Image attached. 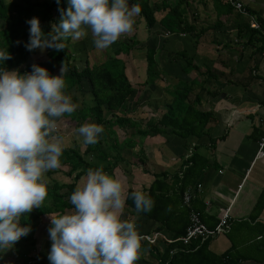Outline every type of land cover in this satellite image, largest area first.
<instances>
[{
  "label": "crops",
  "instance_id": "1",
  "mask_svg": "<svg viewBox=\"0 0 264 264\" xmlns=\"http://www.w3.org/2000/svg\"><path fill=\"white\" fill-rule=\"evenodd\" d=\"M238 1L247 16L224 0H186L178 8L185 31L170 33L161 19L177 0H150L149 6H159L153 28L139 15L133 31L125 33L131 48L119 59L135 87L128 110L140 125L141 139L137 132H127L135 145L122 149L121 163L115 167L103 161L99 166L120 178L126 193L142 189L164 196L166 206L157 214L172 218L170 231L125 205L123 218L134 221L142 236L136 264H158V254L167 246L179 248L174 234L186 225L188 212L182 195L196 185L201 189L191 208L206 230L215 232L220 219L230 217L226 233L206 240L208 252L236 264H264V156L257 157L258 143L264 140V35L250 26L255 21L264 31V0ZM164 115L174 126L150 132ZM115 149L105 152L115 158ZM59 172L51 170L48 178ZM52 214L40 216L30 242L22 238L7 252L10 261L0 252V264H50Z\"/></svg>",
  "mask_w": 264,
  "mask_h": 264
},
{
  "label": "clouds",
  "instance_id": "2",
  "mask_svg": "<svg viewBox=\"0 0 264 264\" xmlns=\"http://www.w3.org/2000/svg\"><path fill=\"white\" fill-rule=\"evenodd\" d=\"M67 4V9L59 8L61 18L48 33L38 17L26 21L28 50H63L69 36L82 38L89 29L95 46L108 49L122 34L133 31L142 12L133 0H67ZM10 58L7 48H0V62ZM31 68L21 73L0 64V252L30 233L31 226L23 225L21 217L41 207L50 183L46 173L61 167L66 147L58 118L79 106L66 92V65L58 75L36 63ZM104 130L102 124L85 122L76 132L84 143L95 144ZM129 195L137 213L152 210L149 193L142 189L126 193L123 181L105 172L103 165L89 168L84 182L70 195L74 209L50 215V264H136L142 236L134 221L123 218Z\"/></svg>",
  "mask_w": 264,
  "mask_h": 264
},
{
  "label": "trees",
  "instance_id": "3",
  "mask_svg": "<svg viewBox=\"0 0 264 264\" xmlns=\"http://www.w3.org/2000/svg\"><path fill=\"white\" fill-rule=\"evenodd\" d=\"M149 1L133 0V2L141 5L142 12L140 17L144 18L147 28L152 29L156 23L153 14L154 11L159 10V6L151 7L149 6ZM185 1L177 0V5L173 9L168 7V12L161 19L162 27L166 31L170 33L185 31L181 29V24H185V21L182 19L183 13L178 9ZM60 7L67 9V0H60L59 5L57 4V0H0V48H7L11 54L10 59L0 62V64L6 69H18L21 73H24L30 72L32 64L36 63L46 67L52 75L63 64L66 65L68 68L65 74L67 83L66 92L75 87L77 90L82 91L83 82L89 87V92L87 95L85 94V104L83 102L82 106L76 109L75 112L72 114L66 113L64 117L60 118L63 120L62 129L64 131L77 129L85 122L102 124L105 129L97 143L86 144L83 154L74 148H65L61 157V167L57 168L56 171L62 172L72 182L66 185H59L51 181L50 186H48L47 195L49 202L47 204L43 203L42 209L38 210L43 213H56L64 209L73 210L74 206L67 202L65 198L71 195L76 188L77 181L86 175L89 168L99 167L100 162L102 163L103 161L106 163L112 161L113 163H111L115 167L121 163L122 149L126 146L131 149L135 144L134 141L127 138H125L124 144L119 143V139L113 130L115 127L131 129L137 132L136 136H139V139H141L140 133L142 131L138 123L127 118V113L129 112L128 103L135 91V87L131 86L128 82L125 75V64L119 58L128 53L127 51L131 48L130 45L124 42V44L114 49L112 52L113 56L109 57L105 49H99L95 46L93 35H91L92 39H90L91 46L86 50L82 46L83 37L76 39L78 43H74L73 49H71L70 42L72 37L69 36L65 41L66 47L63 50L58 51L50 48L46 51L44 59L30 61V58H34L36 49L30 51L25 47V43L29 40L30 28V25L26 21L34 16L38 17L42 30L48 33L51 31L52 25L57 23L61 18ZM75 46L77 49L78 47L81 48V51L84 53L81 68L74 65L77 60H73L72 58L76 54L75 52H77V49L76 51L74 50ZM148 59V76L151 78V71L154 66L153 53L150 54ZM88 98L91 100V104H87ZM173 126L170 116L164 115L158 123L149 128V131H153V133L164 132ZM107 133H111L110 137H113V142L115 143H108L110 141L108 139L110 138L107 136ZM103 141L106 143H103ZM103 144H106L107 149H104ZM115 146L117 147L115 149V158L114 156L110 157L105 150H109L110 148L112 150ZM104 170L107 173L109 172L108 167L104 166ZM50 174L47 176H50ZM61 191L66 192L61 193ZM128 193L130 194L131 192L129 191ZM147 193L153 198L154 206L150 212L138 214L161 223V228H168L167 230L172 231L170 225L172 218L166 216L163 219L157 214L161 206H166L167 199L164 196L156 195L153 190L147 191ZM59 202L62 205L58 204ZM126 206L136 212L134 201L130 195L126 201ZM27 217L26 213L21 217L23 225L29 221ZM186 220V225H181L178 228V232L174 234V238L178 239L184 235L188 224V212ZM32 234L30 238H32ZM23 238L28 237L24 236ZM207 244L208 241L201 244L199 240H196L191 243L186 252L177 251L173 255H170V251L174 249V246H167L162 255L158 254V264H236L227 258L221 259L210 254L207 250ZM151 246L149 247L151 248ZM181 247L183 248L179 243V248Z\"/></svg>",
  "mask_w": 264,
  "mask_h": 264
},
{
  "label": "rangeland",
  "instance_id": "4",
  "mask_svg": "<svg viewBox=\"0 0 264 264\" xmlns=\"http://www.w3.org/2000/svg\"><path fill=\"white\" fill-rule=\"evenodd\" d=\"M6 1H8V0H6ZM17 1H19V0H17ZM91 35H92V33H91V30L89 31L88 30V35L87 36H84L83 37V42H82V46H83V48L86 50L88 47H90L91 46V43H90V39H92V37H91ZM71 37V36H70ZM124 42H125V33L124 34H122L121 35V37L115 42V43H113L108 49H105V51L107 52V54L109 55V57H112V52H113V50L114 49H116L117 47H119V45H122V44H124ZM74 43H78V40L76 41V38H73L72 37V40H71V42H70V48L71 49H73V46H74ZM126 44H128V42H126ZM129 45V44H128ZM50 48H47V49H44V50H41L40 48H36V52H35V56H34V58H31L30 59V61L31 62H33V60H37V61H39V60H42V59H44L45 58V53H46V51L47 50H49ZM76 46H75V48H74V50L76 51ZM76 54H74V56L72 57L73 58V60H77L75 63H74V65H76V66H78V68H81V66H82V56H83V52L81 51V48H79L78 47V49H77V52H75ZM121 58H123V56H121ZM60 67L56 70V72H55V74L54 75H58V74H60ZM82 86H83V90L82 91H79V90H77V88L75 87V88H73L72 90H70V91H68V93H70L71 95H72V97H73V101L75 102V103H77L79 106H78V108L77 109H79L81 106H82V103L83 104H85L86 103V99H85V94L87 95V93L89 92V87L87 86V84L85 83V82H83L82 83ZM91 100H89V98L87 99V104H91V102H90ZM131 112V111H130ZM130 112H128V114H127V118L128 119H131V117H132V115H130ZM117 115V114H116ZM131 116V117H130ZM63 120L62 119H60V118H58V128H59V133L60 134H62V136L64 137V143H65V145H66V147L65 148H74V149H76L78 152H83L84 150H85V145H86V143H84V141H83V137H81V136H79L78 135V133L76 132V129H68L67 131H64L62 128H63ZM114 131H115V133H116V136H118V139H119V143H122V144H124V140H125V134L127 133V132H129L131 129H123V128H119V127H115V129H113ZM107 136L110 138V139H108V143H110V144H113V143H115V142H113V137H110L111 136V133H107ZM100 138V137H99ZM103 143H106V142H104L103 141ZM103 147H104V149H107V147H106V144H103ZM113 155V154H112ZM114 156V155H113ZM112 156V157H113ZM67 170V169H66ZM50 172H51V170L49 171V172H47L46 173V177L48 178L49 176H47L48 174H50ZM51 178H52V181L53 182H59V184L60 183H62V184H66V183H70V182H72V180L71 179H67L66 177H64V176H62L61 174H60V172H59V174L58 173H55L54 175H52L51 176ZM51 178H48L49 180L51 179ZM50 184H51V181H50V183L48 184V186H50ZM63 192H66V191H61V193H63ZM68 198V200H69V203L71 204V201H70V196L68 197H66V199ZM49 201H48V198L46 197V199L44 200V202L43 203H48ZM42 203V205H41V207H36V208H34L30 213H26V216H28L27 218H28V222L27 223H25V225H30L31 226V231H30V233L27 235V236H25V237H28L27 239H28V242H30L29 240H31V238H30V236H31V234L35 231V229H36V227H37V224L36 223H38L37 222V220L40 218V216L41 215H43V214H47V213H43V212H39L38 210H41L42 209V206L44 205ZM58 204H61L62 205V203L61 202H59ZM65 205V204H64ZM69 211H71V210H69ZM60 213H64V212H67V210L66 209H64V210H60L59 211ZM55 213V212H54ZM37 219V220H36ZM23 238V237H22ZM21 238V239H22ZM12 248H10V249H8V250H5V251H3L1 254L3 255V256H5V258L7 259V261H10V259L12 258V257H10V258H8V254L9 253H7V252H9L10 250H11ZM7 255V256H6ZM2 256V257H3ZM20 259H21V257H20ZM14 261V260H13Z\"/></svg>",
  "mask_w": 264,
  "mask_h": 264
},
{
  "label": "built area",
  "instance_id": "5",
  "mask_svg": "<svg viewBox=\"0 0 264 264\" xmlns=\"http://www.w3.org/2000/svg\"><path fill=\"white\" fill-rule=\"evenodd\" d=\"M224 3L230 6L234 11L239 12L245 16H247V12L244 9L243 5L238 0H224ZM251 28L254 30L261 31L264 35V31L260 29V26L252 21ZM264 156V140H261L258 143V151L257 157ZM201 189L200 185H196L193 188H187L182 195V205L188 211V224L185 229L184 235L178 240V242L183 246V248L173 249L170 251V255L175 254L177 251L186 252L188 247L191 245L193 241L199 240L200 242H205L211 238H214L218 235H222L227 232L230 224V217L228 215H224L218 224L215 232H209L206 230L204 225L201 222L200 216L197 212H195L191 208V201L195 197L196 193H199ZM145 240L148 243H153V239L151 237H145ZM35 261H29L28 264H33Z\"/></svg>",
  "mask_w": 264,
  "mask_h": 264
}]
</instances>
